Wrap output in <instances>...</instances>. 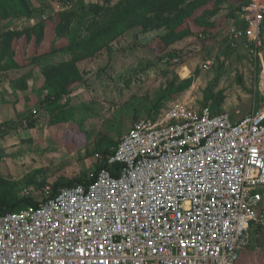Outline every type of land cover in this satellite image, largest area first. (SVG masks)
I'll return each instance as SVG.
<instances>
[{
    "label": "rangeland",
    "instance_id": "1",
    "mask_svg": "<svg viewBox=\"0 0 264 264\" xmlns=\"http://www.w3.org/2000/svg\"><path fill=\"white\" fill-rule=\"evenodd\" d=\"M173 1L30 0L31 17L0 19V45L10 41L0 47V198L43 199L92 178L97 154L174 105L210 104L238 121L263 102L264 24L258 51L229 36L247 0ZM185 19L189 33L167 40ZM237 264H264V225Z\"/></svg>",
    "mask_w": 264,
    "mask_h": 264
},
{
    "label": "built area",
    "instance_id": "2",
    "mask_svg": "<svg viewBox=\"0 0 264 264\" xmlns=\"http://www.w3.org/2000/svg\"><path fill=\"white\" fill-rule=\"evenodd\" d=\"M263 24L264 0H248L229 36L258 51ZM106 162L94 182L0 214V264H237L264 225V100L238 121L174 105Z\"/></svg>",
    "mask_w": 264,
    "mask_h": 264
},
{
    "label": "trees",
    "instance_id": "3",
    "mask_svg": "<svg viewBox=\"0 0 264 264\" xmlns=\"http://www.w3.org/2000/svg\"><path fill=\"white\" fill-rule=\"evenodd\" d=\"M156 1L159 4H164V5H168V3L170 1L174 2L173 0H156ZM247 2H248V0H247ZM247 2L245 4H247ZM29 3H30V0H23V1L22 0H19V1H16V0H0V19L3 21H8L10 19L23 17V16L31 17L33 12L27 10L29 8ZM124 18L125 17H121L119 19H116L115 21L119 23ZM186 22H187V19L183 20L181 25H179V27L177 29H174L172 31V33H170L169 35L166 36V39L170 40V41H174V40H180L181 38L186 36L189 33V30H182V29H188L187 27H183V26H185ZM0 31H1V29H0ZM7 32L9 33V31L3 32L4 35L7 34ZM0 47H3L5 51H7V50L9 51L10 50V41H7L5 46L0 45ZM73 50L75 53L74 48H73ZM6 56H7V54L4 53L2 55V57H0V61L6 59ZM64 65H66V67L63 68L64 70L61 69L63 71L67 70L69 65H75V64L74 63H66ZM62 75H63V73L61 74V77H60L61 79H62ZM48 80H49V77H48ZM69 80H70V77L68 75H66L63 78L65 87H67ZM49 81H51V80H49ZM51 82H53V81H51ZM109 153H110L109 151L103 152L102 155L105 157L104 161H102L101 165H99L97 167L96 173L93 175L92 178H90V179L78 178V179H75L71 182L57 183L55 185L53 191H52V193H53L52 196H55L58 193L59 189L62 187H74L78 184H88V183L94 182L96 177H97V172L104 169V168H108V163L106 162V157L109 155ZM38 204L39 203L36 200V198L30 197V196H26L17 202H11V201H7L5 199L0 198V214L6 213V212H15L19 208L20 209L21 208L25 209V208H29V207L37 208ZM255 227L256 226L253 227L252 231L254 230Z\"/></svg>",
    "mask_w": 264,
    "mask_h": 264
},
{
    "label": "crops",
    "instance_id": "4",
    "mask_svg": "<svg viewBox=\"0 0 264 264\" xmlns=\"http://www.w3.org/2000/svg\"><path fill=\"white\" fill-rule=\"evenodd\" d=\"M15 19H17V18L10 19V20H8V21H3V20H2V22H3V23H7V22L12 21V20H15Z\"/></svg>",
    "mask_w": 264,
    "mask_h": 264
}]
</instances>
